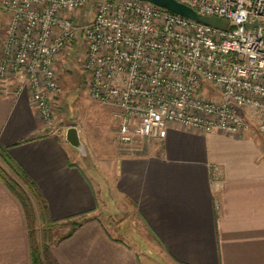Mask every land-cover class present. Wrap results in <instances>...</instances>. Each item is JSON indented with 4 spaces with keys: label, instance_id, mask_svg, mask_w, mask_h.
I'll use <instances>...</instances> for the list:
<instances>
[{
    "label": "crops",
    "instance_id": "obj_1",
    "mask_svg": "<svg viewBox=\"0 0 264 264\" xmlns=\"http://www.w3.org/2000/svg\"><path fill=\"white\" fill-rule=\"evenodd\" d=\"M9 20L0 8V57ZM16 85L0 87V147L36 184L55 226L37 236L47 231L40 210L32 229L0 176V264H32V232L58 264H264V136L256 129L170 125L136 153L98 159L103 170L113 163L101 183L78 162L66 129L46 126L30 91L15 95ZM0 167L11 175L1 157ZM127 207L145 241L112 230Z\"/></svg>",
    "mask_w": 264,
    "mask_h": 264
},
{
    "label": "built area",
    "instance_id": "obj_2",
    "mask_svg": "<svg viewBox=\"0 0 264 264\" xmlns=\"http://www.w3.org/2000/svg\"><path fill=\"white\" fill-rule=\"evenodd\" d=\"M200 23L140 0H1L0 87L28 89L49 122L55 64L78 49L90 99L114 108L128 154L168 127L264 136V0H177ZM92 13V14H91Z\"/></svg>",
    "mask_w": 264,
    "mask_h": 264
},
{
    "label": "rangeland",
    "instance_id": "obj_3",
    "mask_svg": "<svg viewBox=\"0 0 264 264\" xmlns=\"http://www.w3.org/2000/svg\"><path fill=\"white\" fill-rule=\"evenodd\" d=\"M82 64L83 57L78 49L72 52L63 51L57 59L55 74L61 91L55 95L52 94L49 98L51 114L49 122H45V125L60 131L70 126L78 128L84 144L83 153L76 151L78 162L102 183L103 179H100L102 174L108 179L111 178L109 168H112L113 163L107 166V170H103V166H98L100 164L98 159L110 160L128 152L119 143L114 108L90 99L87 91L88 76L83 71ZM250 125L251 129L257 130L255 122L251 121ZM151 140L153 139L149 141ZM83 157L86 160L85 164ZM114 225L112 230L116 234H123L126 230L128 234L136 235L142 241L146 240L141 220L132 208L122 209L121 215L114 219ZM47 232L49 231H37V236L47 238Z\"/></svg>",
    "mask_w": 264,
    "mask_h": 264
},
{
    "label": "trees",
    "instance_id": "obj_4",
    "mask_svg": "<svg viewBox=\"0 0 264 264\" xmlns=\"http://www.w3.org/2000/svg\"><path fill=\"white\" fill-rule=\"evenodd\" d=\"M211 25L217 26L220 22L215 21L213 18L207 19ZM0 157L4 164L7 166L11 175L5 174L4 170L0 167V176L7 185L17 195L23 204L27 220L30 228H34L36 224L35 206L40 210L41 221L44 227L49 229L55 226V223L48 219L46 207L40 196L36 184L28 176V174L9 156L7 150L0 147ZM31 258L32 264H58L52 256L49 247L42 243H36L35 233H31Z\"/></svg>",
    "mask_w": 264,
    "mask_h": 264
},
{
    "label": "water",
    "instance_id": "obj_5",
    "mask_svg": "<svg viewBox=\"0 0 264 264\" xmlns=\"http://www.w3.org/2000/svg\"><path fill=\"white\" fill-rule=\"evenodd\" d=\"M140 1L151 3L159 8L165 9L169 12L175 13L182 17H185V18H188V19L200 22V23L211 25V23H209L207 20L209 17L199 14L190 6L184 3H181L177 0H140ZM213 19L217 22L221 21L220 18L218 17H214ZM65 137H66L67 142L72 147H74L75 149L83 153L84 144L81 141V137H80L79 130L77 127L75 126L68 127L65 132Z\"/></svg>",
    "mask_w": 264,
    "mask_h": 264
}]
</instances>
